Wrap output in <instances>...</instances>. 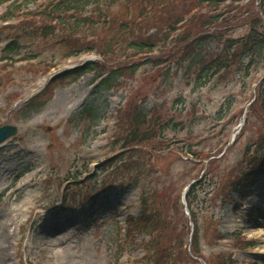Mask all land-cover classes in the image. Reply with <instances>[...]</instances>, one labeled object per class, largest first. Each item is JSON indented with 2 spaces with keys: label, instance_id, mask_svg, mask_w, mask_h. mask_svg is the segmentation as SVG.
Instances as JSON below:
<instances>
[{
  "label": "rangeland",
  "instance_id": "1",
  "mask_svg": "<svg viewBox=\"0 0 264 264\" xmlns=\"http://www.w3.org/2000/svg\"><path fill=\"white\" fill-rule=\"evenodd\" d=\"M220 11L206 6L201 14ZM225 18L215 28L222 38L247 32L244 26L228 30L234 13ZM44 25L38 17L0 21V126L19 129L0 146V264H139L151 236L131 231L127 220L141 212L143 196L153 204L157 192L175 231L191 233L181 195L201 170L214 194L194 205L205 259L264 264V177L244 202L231 187L246 171L264 166V102L255 90L264 56L249 72L235 68L205 89L197 86L189 58H177L164 73L142 59L136 74H123L125 84L113 89L97 87L95 73L64 77L39 98L50 95L42 109L27 114L20 106L41 94L52 73L99 59L71 57L70 46L59 42L63 32L43 37L37 29ZM15 36L21 51L8 59L2 49ZM203 44L196 62L220 48L218 38ZM51 64L58 67L47 74ZM90 107L97 113L78 120ZM138 112L145 117L142 131L165 141L145 143L131 158L135 152L124 149L126 124ZM190 149L213 157L191 163L184 154ZM183 264L204 261L191 257Z\"/></svg>",
  "mask_w": 264,
  "mask_h": 264
},
{
  "label": "trees",
  "instance_id": "2",
  "mask_svg": "<svg viewBox=\"0 0 264 264\" xmlns=\"http://www.w3.org/2000/svg\"><path fill=\"white\" fill-rule=\"evenodd\" d=\"M226 1L228 0H0V10L4 8V12L2 14L0 12V20L21 23L38 17L45 25L40 27L41 31L37 29V32L43 37L55 35L57 29L59 33L63 32L61 40L58 41L70 46V56L96 52L104 59V64H87L54 78L41 94L25 103L22 109L27 114L41 110L50 95L43 101L39 98L46 95L55 81L72 75L80 76L87 72L105 73L106 76H100L98 87L112 89L120 83L123 74L128 73V76L136 74L138 59H143L144 56L148 57V64L154 62L162 71L166 69L167 64L176 61L177 58L183 60L189 58L190 72L196 77L197 86L201 88L215 79L216 82H222L226 79V74L233 72L235 68L237 71H250L264 56V0H258L259 7L251 1L245 6L228 10L234 13L229 31L232 32L240 25L248 29L239 38L224 39L215 28L226 19V9H222L230 8L223 7ZM238 1L241 0H232V4ZM32 6L37 8L32 11L30 9ZM206 6L222 10L219 14L210 12L201 14ZM212 29L215 31L210 34ZM211 38L219 39L218 52L202 54L201 59L196 62L197 55L202 50L201 46ZM20 46L18 36H15L2 53L8 59H13L14 55L20 53ZM31 56L33 57L31 59L36 57ZM245 56L250 59L247 64L243 62ZM53 65L51 64L49 68ZM259 97L264 102V80L258 87ZM96 111L92 107L87 108L78 120L84 115L91 117ZM144 118L142 113L138 112L129 115L127 119L129 137L124 148L135 152L131 158L143 144L165 141L162 134L157 137L151 132L142 131V125L146 123ZM189 153L193 155L194 161H198L197 163L204 157L208 159L212 156L210 153L203 156L192 149L187 151V154ZM123 161L125 160L120 159L119 162ZM123 166L126 167L127 164L124 163ZM260 167L262 166L259 165L258 169ZM127 171L139 173L138 170ZM255 178L256 172L246 171L237 181L231 183V187L234 192L243 195ZM137 181L138 179L135 183ZM212 185V180L205 176L188 191L187 202L195 227L191 242L187 240V235L175 231L176 227L172 221L164 217L166 202L163 203V197H160V200L157 192H153L155 202L148 204L147 198L143 196L140 215L128 221L131 231H143L151 236V240L146 244L148 251L138 261L140 264H183L192 256L188 251L189 246L193 255L202 257L200 219L194 205L209 201V196L213 198L214 194L210 189ZM200 192L204 193L201 200ZM174 231L177 234L175 236ZM208 263L212 264L211 261Z\"/></svg>",
  "mask_w": 264,
  "mask_h": 264
},
{
  "label": "water",
  "instance_id": "3",
  "mask_svg": "<svg viewBox=\"0 0 264 264\" xmlns=\"http://www.w3.org/2000/svg\"><path fill=\"white\" fill-rule=\"evenodd\" d=\"M17 132H18L17 126L5 125V126L0 127V143L16 135Z\"/></svg>",
  "mask_w": 264,
  "mask_h": 264
}]
</instances>
